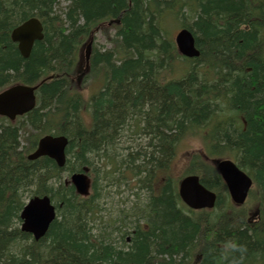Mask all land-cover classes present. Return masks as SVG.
Segmentation results:
<instances>
[{
    "label": "trees",
    "instance_id": "trees-1",
    "mask_svg": "<svg viewBox=\"0 0 264 264\" xmlns=\"http://www.w3.org/2000/svg\"><path fill=\"white\" fill-rule=\"evenodd\" d=\"M31 17L44 38L25 58L11 32ZM169 18L193 32L200 56L179 52ZM107 26L113 48L93 50L80 73L83 49ZM88 77L103 80L89 99L78 86ZM17 83L38 86L37 106L16 121L0 116V264H264V0H0V91ZM47 134L69 140L63 167L28 158ZM189 135L203 148L173 178ZM228 156L254 180L255 221L218 172L215 158ZM101 160L81 196L70 176ZM193 173L216 192L213 209L181 200L178 183ZM128 177L146 196L100 233L97 179ZM35 195L57 208L39 241L20 227Z\"/></svg>",
    "mask_w": 264,
    "mask_h": 264
},
{
    "label": "water",
    "instance_id": "water-1",
    "mask_svg": "<svg viewBox=\"0 0 264 264\" xmlns=\"http://www.w3.org/2000/svg\"><path fill=\"white\" fill-rule=\"evenodd\" d=\"M11 38L18 43L23 57L28 58L36 41L44 38V25L37 17L29 18L15 27ZM176 44L180 53L188 58L200 56L196 45V38L191 30L182 28L176 35ZM91 42L86 49V62L91 57ZM38 86L18 83L0 92V116L15 120L36 107V90ZM69 140L65 135L54 136L47 134L41 137L37 148L29 155L30 160L48 156L63 167L66 163V148ZM216 165L229 188L233 201L241 205L249 194L252 178L241 170L231 159L216 160ZM88 169H86L87 171ZM71 182L81 195H88L89 181L86 172H76L71 175ZM179 194L183 201L193 209L213 208L217 195L208 189L199 175L192 174L181 179ZM57 217V208L49 196H34L28 200L21 212V229L31 233L36 241L42 239L48 232L50 225Z\"/></svg>",
    "mask_w": 264,
    "mask_h": 264
},
{
    "label": "rangeland",
    "instance_id": "rangeland-1",
    "mask_svg": "<svg viewBox=\"0 0 264 264\" xmlns=\"http://www.w3.org/2000/svg\"><path fill=\"white\" fill-rule=\"evenodd\" d=\"M180 23L178 20H174L172 18L168 19V33L169 36L172 38H175L177 32L179 31L180 27L176 26ZM108 31L105 32L102 29H98L94 33V37L92 40V51L95 49H98L99 51H105L106 49L113 48L114 43L111 40L116 32V29L107 26ZM85 50L86 47L83 49L81 53V59H80V73L87 69L86 68V59H85ZM78 86L80 90L83 92L84 96L89 99L94 93H96L102 86H103V80L95 77H88L86 78L85 82L83 83L82 79L79 81ZM86 118H90V114L88 112L85 113ZM204 145V141L198 137V136H193L189 135L187 138L182 139L178 146H177V153L175 158L172 160L171 163V172H169L173 178H179L185 171L187 170L189 166V157L190 153L194 151H200L202 150ZM230 157V156H228ZM233 158L234 160L235 157H230ZM106 165V161H100L98 163H94L93 165V171H90V177H88V181L93 183L96 174H100L101 170H103ZM98 182V189L102 194L100 195V204L103 207L101 211V218L96 220V224H99V229L98 231L100 233L105 232V226L106 224L108 225L109 223H114L115 225H121L120 219L124 215V210H128L131 208L135 201L138 200V195L139 197L144 198L146 196V190H140L137 188L138 184L135 182V179H131L128 177L126 180L121 182L120 184H109L105 180L97 179ZM101 187V189H100ZM93 187H92V192H93ZM256 192V191H255ZM253 193L255 195L256 193ZM256 197V195H255ZM260 207L259 202L255 200L253 197L251 200H248V215H254L256 212V216H253L251 218L252 221H255L257 217L260 216L261 211L258 209L256 211V208ZM255 219V220H254ZM128 221V220H127ZM109 222V223H108ZM114 225V224H113ZM102 228V230H101ZM97 231V230H96ZM112 239L114 241H119L120 235L118 233H114L112 235Z\"/></svg>",
    "mask_w": 264,
    "mask_h": 264
},
{
    "label": "bare ground",
    "instance_id": "bare-ground-1",
    "mask_svg": "<svg viewBox=\"0 0 264 264\" xmlns=\"http://www.w3.org/2000/svg\"><path fill=\"white\" fill-rule=\"evenodd\" d=\"M13 31V30H12ZM19 49V48H18ZM36 105H37V95H36ZM54 135V134H52ZM62 135V134H61ZM54 136H58V135H54ZM67 149V148H66ZM209 209H213V208H209Z\"/></svg>",
    "mask_w": 264,
    "mask_h": 264
}]
</instances>
